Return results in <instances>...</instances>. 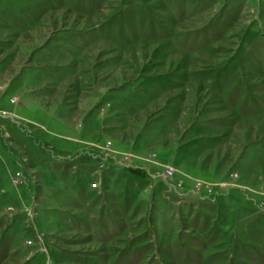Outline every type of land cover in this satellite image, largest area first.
<instances>
[{"label":"rangeland","instance_id":"374dc122","mask_svg":"<svg viewBox=\"0 0 264 264\" xmlns=\"http://www.w3.org/2000/svg\"><path fill=\"white\" fill-rule=\"evenodd\" d=\"M0 264H264V0H0Z\"/></svg>","mask_w":264,"mask_h":264}]
</instances>
